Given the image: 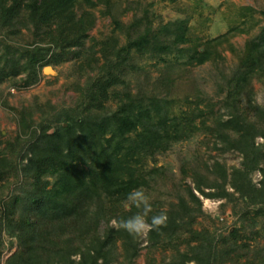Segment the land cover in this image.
<instances>
[{
    "label": "trees",
    "instance_id": "16d2710c",
    "mask_svg": "<svg viewBox=\"0 0 264 264\" xmlns=\"http://www.w3.org/2000/svg\"><path fill=\"white\" fill-rule=\"evenodd\" d=\"M101 4L114 31L94 39L89 34L97 22L93 9ZM188 28L187 20L170 22L161 36L147 12L124 23L113 0H0V85L10 80L18 89L33 86L47 66L67 62L79 63L80 70L73 84L76 104L61 110L50 102L23 107L19 134L0 151V232L17 245L5 264H115L119 257L134 264L143 248L141 236L129 235L119 220L138 210L125 209L122 201L131 189L146 190L158 181L160 171L150 162L156 164L173 144L197 133L213 138L216 150L239 153L241 167L229 174L215 161L182 169V181L191 178L194 188L186 184V196L176 190L177 202L163 210L166 224L148 231L147 253L169 249L171 260L164 264H225L241 250L243 255L252 251L253 260L240 263L237 253V264L264 262V245L250 250L237 243L240 229L228 238L194 229L203 215L196 192L242 200L253 208L245 219L264 216V107L256 103L253 88L255 79L264 80V25L228 72L218 47L229 43L230 34L193 50L188 64H214L224 97L217 113L216 104L200 99L190 112L176 114L168 72L170 58L185 52ZM149 60L166 65L160 77L152 85H133L139 64ZM258 138L263 142L257 144ZM255 172L261 173L258 186ZM147 264H156L154 258Z\"/></svg>",
    "mask_w": 264,
    "mask_h": 264
},
{
    "label": "rangeland",
    "instance_id": "374dc122",
    "mask_svg": "<svg viewBox=\"0 0 264 264\" xmlns=\"http://www.w3.org/2000/svg\"><path fill=\"white\" fill-rule=\"evenodd\" d=\"M96 1V0H94ZM116 3L119 18L122 22L128 23L134 17H141L144 12L148 13L154 25V32L161 33L163 27L170 22L178 20L188 21L187 43L181 48L185 52L178 58H170L171 70L168 74L173 79V89L169 97L175 103L173 110L176 114L190 112L197 106L199 100L205 103H214V112L220 110L219 103L224 94H219V69L211 62L203 65L191 66L188 64L189 56L195 48L203 49V46L225 34H230L229 43L224 42L218 47L225 61L223 65L227 72L234 67L238 61L237 54L241 52L248 39L259 33L260 27L264 25V0H113ZM97 16L95 27L90 31V37L102 39L113 34L114 24L108 15H104L105 5L101 4L93 9ZM123 11V12H122ZM91 44L88 41L87 46ZM232 46L234 51L229 49ZM79 63L67 62L53 68L54 74H45L44 71L40 80L33 86L20 89L13 87V81H6L0 85V151L6 147L7 141H13L19 134L17 122L20 118V111L23 107H33L37 104L45 106L50 102L57 110L73 107L77 102L78 93L74 90L73 84L80 74ZM222 64H220L221 66ZM142 68L137 77L130 80L135 83L152 85L156 78L161 75V70L166 66L163 62L149 60L139 64ZM85 78L81 79L83 83ZM254 99L256 103L264 107V80L253 81ZM8 102V105H5ZM205 109L204 103L198 105ZM221 112L223 110L221 109ZM39 113H35V120H39ZM214 139L208 134L197 133L191 137L172 145L165 153L158 156L157 163L150 162V166L160 171V176L152 187L145 191L151 197L150 203L157 207L161 206L166 210L169 203L177 202L178 190L186 196V184L194 188L191 178L182 181V169L189 170L192 165L200 162H208L210 166L218 161L228 168L229 174L232 168L241 167L242 156L237 152L223 153L214 149ZM263 142L262 138L257 139V144ZM253 182L258 186L261 173L255 172L252 175ZM12 181L13 179L10 178ZM14 186H10V190ZM227 190L233 192L230 185ZM212 190L206 189V192ZM8 193V190H5ZM202 202L203 215L197 218L194 229L201 231L208 229L211 232L224 238H228L236 229H240L237 235L239 245H247L250 250H255L264 245V216L254 218V214L248 219L244 218L247 210L243 201H227V199L207 198L196 192ZM238 198V194L235 195ZM116 225L115 222H112ZM148 231L141 235L140 255L135 259L134 264H147L148 259L154 258L156 264H164L171 260V251L167 249L162 253L158 249L154 254H148L146 237ZM14 243V244H13ZM194 244V243H193ZM218 248L220 244L217 245ZM17 250L15 240L9 238L5 233L0 232V264ZM181 250H187L181 245ZM241 254V250H238ZM237 253L231 254L225 260V264H237L235 261ZM149 257V258H148ZM253 260V252L248 255L241 254L240 263ZM115 264H123V258L119 257ZM189 264H195L190 262ZM253 264H264L257 259Z\"/></svg>",
    "mask_w": 264,
    "mask_h": 264
},
{
    "label": "clouds",
    "instance_id": "9594fccd",
    "mask_svg": "<svg viewBox=\"0 0 264 264\" xmlns=\"http://www.w3.org/2000/svg\"><path fill=\"white\" fill-rule=\"evenodd\" d=\"M151 197L142 188H133L126 193L122 206L125 209L134 207L138 211L131 216L119 220V226L129 235L141 236L149 230L159 229L167 222L166 211L153 212ZM151 213V215H150Z\"/></svg>",
    "mask_w": 264,
    "mask_h": 264
},
{
    "label": "water",
    "instance_id": "95a60500",
    "mask_svg": "<svg viewBox=\"0 0 264 264\" xmlns=\"http://www.w3.org/2000/svg\"><path fill=\"white\" fill-rule=\"evenodd\" d=\"M44 73L45 74H54V70L51 66H47L45 69H44Z\"/></svg>",
    "mask_w": 264,
    "mask_h": 264
}]
</instances>
